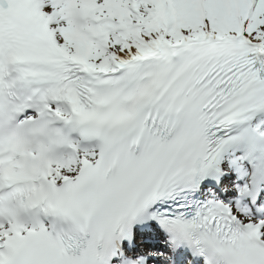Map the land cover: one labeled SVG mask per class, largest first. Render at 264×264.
Listing matches in <instances>:
<instances>
[{
  "label": "snow or ice",
  "instance_id": "1",
  "mask_svg": "<svg viewBox=\"0 0 264 264\" xmlns=\"http://www.w3.org/2000/svg\"><path fill=\"white\" fill-rule=\"evenodd\" d=\"M0 264H264V0H0Z\"/></svg>",
  "mask_w": 264,
  "mask_h": 264
}]
</instances>
